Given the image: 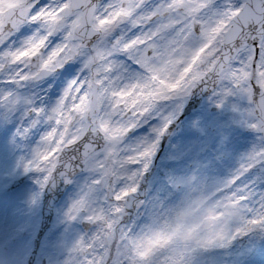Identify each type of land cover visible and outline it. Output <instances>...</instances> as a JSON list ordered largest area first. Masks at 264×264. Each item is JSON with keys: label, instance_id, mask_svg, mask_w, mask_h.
Listing matches in <instances>:
<instances>
[{"label": "snow or ice", "instance_id": "1", "mask_svg": "<svg viewBox=\"0 0 264 264\" xmlns=\"http://www.w3.org/2000/svg\"><path fill=\"white\" fill-rule=\"evenodd\" d=\"M198 88L245 98L257 133L219 185L241 213L231 242L264 228V0H0V118L19 112L22 137L48 125L24 171L41 190L81 178L66 217L90 227L65 264H142L132 211L160 205L134 197Z\"/></svg>", "mask_w": 264, "mask_h": 264}, {"label": "rangeland", "instance_id": "2", "mask_svg": "<svg viewBox=\"0 0 264 264\" xmlns=\"http://www.w3.org/2000/svg\"><path fill=\"white\" fill-rule=\"evenodd\" d=\"M227 105L223 103L221 106L226 108ZM210 115L208 111L206 113L202 110L188 121L187 126L204 130L207 124L221 127L220 142L216 141L218 144L213 149H198L196 136L188 131V139L173 141L171 149H167L163 156L160 172L146 203V206L153 203L160 206L146 221L143 218L144 209L140 212V217H137L140 226L133 239L139 240L141 250L147 253L142 264H264V228L257 227L247 235L227 242L232 231L239 226V215L226 209L228 196L219 191V185L245 163L241 157L248 150L225 145L226 132L222 129L225 123ZM14 117L18 122L14 123L16 127L7 123L0 124V241L18 240L16 247L13 246L12 264H22L21 257L25 247L32 243V236L19 238L24 230L29 233L35 230L37 217L33 216L34 208L41 205L42 200V190L37 183L39 173L25 172L22 158L24 161L32 158L33 150L48 125L41 124L27 137H22L17 135L21 123L19 114ZM8 125L10 128L6 129ZM210 135L214 137V132L208 134ZM21 175L32 178L31 183H25L24 187L11 194L8 192L2 195L1 191L6 192L5 189L12 180ZM79 181L80 179L59 208L58 221L66 230L59 236L55 251L50 256L51 264H65L71 255V249L83 235L73 225L67 224L78 218L69 220L66 217L78 191ZM261 192H264V184L256 186L253 204L259 199ZM32 210L34 212L30 216L28 212ZM246 215L251 217L252 214ZM180 228L184 231L178 242L165 246L152 242L154 236ZM221 229H226L228 234L222 243H218L216 233ZM44 254H48L46 249Z\"/></svg>", "mask_w": 264, "mask_h": 264}, {"label": "flooded vegetation", "instance_id": "3", "mask_svg": "<svg viewBox=\"0 0 264 264\" xmlns=\"http://www.w3.org/2000/svg\"><path fill=\"white\" fill-rule=\"evenodd\" d=\"M189 99L190 98L188 97L184 101L183 109H185V107L187 106ZM219 99H220L219 96L213 95V93H211L209 96L203 98V101L200 104V106L196 110H194L190 116L185 117L184 120L179 119L181 114L183 113V109H182L178 118L172 123V124L175 123V127L173 131L170 133L168 140H166L165 143H162V138L164 137L163 136L160 139L157 149H164V150L171 149V144L173 141L180 140V139H184V140L186 139V137L188 136L187 130L189 129H191L195 133H198L199 136L197 137L196 143L199 145V149H211L212 139H215L220 142L221 127L219 126L217 127L212 124H207L205 127L207 131L201 128L199 129L196 126H192L190 128L187 126L188 121L195 118V116H197L202 110L203 111L207 110L211 114L210 115L211 117L218 118L225 123V125L222 126V129L226 132L225 145L233 147L234 149H247L249 151L251 147L253 146L254 141L256 140L257 133L251 128H249L245 123H243V120H242V113L249 106L248 101L243 97L236 96V95H230L224 98L223 103L228 104L227 105L228 107L225 108V107H222L221 105L218 106L217 103H219ZM215 101L216 103H212ZM208 107H209V110H208ZM0 111H3V110L0 109ZM17 114H19V112H17L15 115ZM143 131L146 132L147 130H143ZM211 132H214V135H213L214 137L210 135L211 136L210 138L208 134ZM157 155L158 153L156 151L155 155L151 159V163L148 169V171H150L155 167L154 174L152 175L150 182H148L149 185H148L147 195H149L150 194L149 192H151L152 183L157 176V171L159 169V165L162 160L161 158L158 161ZM143 176L141 177V180ZM70 184L72 185V183ZM82 222H84L83 219L79 221L77 220L75 221V224L78 226L79 223H82ZM56 223H57V219L52 225V228L43 237L42 243L40 245L41 247L39 249L37 259L35 260L34 264H51V261H49L50 256L55 251V244H57L58 242V237L57 235L55 236L54 234L56 233L54 232V227H56ZM36 234H37L36 230H34L32 233H29L27 230H24L19 239L29 238L31 235L32 238L30 240H32L34 244V240H35L34 238L36 237ZM47 240H48V244H47ZM11 241L12 242L0 241V264H12L13 245H17L18 243H17V239L15 240L12 239ZM44 249H46L48 254L43 253ZM31 251L32 250L30 249V246L28 244L25 247L23 255L21 257L22 264H28Z\"/></svg>", "mask_w": 264, "mask_h": 264}, {"label": "water", "instance_id": "4", "mask_svg": "<svg viewBox=\"0 0 264 264\" xmlns=\"http://www.w3.org/2000/svg\"><path fill=\"white\" fill-rule=\"evenodd\" d=\"M211 90H201V89H195L193 91V93L190 95V102H189V105L187 106V108L185 109V111L183 112V116L182 118H184V116L188 115L194 108H196L202 98L208 94ZM170 131H168V133L166 134V137L168 136ZM146 182H148V176L146 177V180L144 181V184L142 187H146ZM21 182H17V184H20ZM66 185L64 184V180L63 179H60L55 187H52L51 185L47 186L46 188V192H45V199H44V207H43V223H42V227H41V230H40V233H39V237L37 239V243L39 242L42 234L44 233V231L46 230V228H48L52 222V219H53V215H54V206H55V203L59 200L60 196L63 194L64 192V189L66 188L65 187ZM143 189V188H142ZM144 190H142L141 192H138L136 194V196L134 197L135 200L139 201L141 200L143 197H144ZM135 210V209H134ZM134 210L132 211V215H133V212Z\"/></svg>", "mask_w": 264, "mask_h": 264}, {"label": "clouds", "instance_id": "5", "mask_svg": "<svg viewBox=\"0 0 264 264\" xmlns=\"http://www.w3.org/2000/svg\"><path fill=\"white\" fill-rule=\"evenodd\" d=\"M237 215H240L238 211ZM184 229H174L170 232L162 233L158 236H154L152 239L153 243L158 244L159 246H165L171 242H178L180 240L181 234H183ZM227 230L221 229L216 233V240L218 243H222L227 238ZM211 243V242H210Z\"/></svg>", "mask_w": 264, "mask_h": 264}]
</instances>
